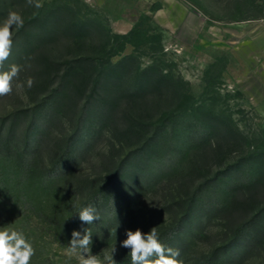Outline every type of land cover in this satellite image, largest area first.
Wrapping results in <instances>:
<instances>
[{
    "label": "rangeland",
    "instance_id": "obj_1",
    "mask_svg": "<svg viewBox=\"0 0 264 264\" xmlns=\"http://www.w3.org/2000/svg\"><path fill=\"white\" fill-rule=\"evenodd\" d=\"M39 2L0 0V22L24 20L0 95V228L33 238L30 264H80L72 227L114 264L137 228L185 264H264V0ZM88 206L105 221L82 222Z\"/></svg>",
    "mask_w": 264,
    "mask_h": 264
},
{
    "label": "clouds",
    "instance_id": "obj_2",
    "mask_svg": "<svg viewBox=\"0 0 264 264\" xmlns=\"http://www.w3.org/2000/svg\"><path fill=\"white\" fill-rule=\"evenodd\" d=\"M41 6L39 0H35V7ZM23 24L22 15L15 11H10L7 18L0 22V95L12 92L14 81L22 71V66L18 64H12L4 70V62L11 54L13 33L15 29L23 27ZM33 83L34 78L28 77L26 86L31 88ZM99 218L92 206L85 207L79 212V219L87 225L93 224ZM125 236L126 239L120 242V247L130 250L131 264H185L180 250L165 245L155 228L148 232H144L142 228L134 231L127 229ZM92 242L93 235L89 227L73 230L68 241V251L82 257L80 264H103V261L114 264L110 255H105L102 261L97 255L92 254L90 249ZM35 254L34 240L23 229L0 228V264H30Z\"/></svg>",
    "mask_w": 264,
    "mask_h": 264
},
{
    "label": "trees",
    "instance_id": "obj_3",
    "mask_svg": "<svg viewBox=\"0 0 264 264\" xmlns=\"http://www.w3.org/2000/svg\"><path fill=\"white\" fill-rule=\"evenodd\" d=\"M68 171H69V169L67 168V166H63L62 168H59V169H58L57 173H58L59 175H64V174H66ZM121 177L123 178L124 175H122ZM143 181H144V178L138 179V180H137L138 183H136L138 186L136 185V187H137V188H140L141 185H142V182H143ZM52 183H53V182H52ZM106 188H109V187L107 186ZM105 190H106V189H105ZM96 213L99 215L100 218H99V220H97V221H95V222H96V223H101L102 221L104 222V221H105V220H104V217H105L106 213L103 211V209H102V208H96ZM67 229L69 230L70 228H67ZM71 230L73 231V230H75V228L72 227Z\"/></svg>",
    "mask_w": 264,
    "mask_h": 264
}]
</instances>
